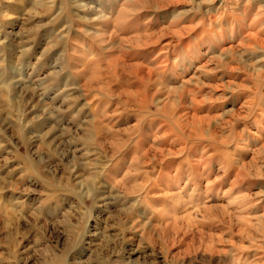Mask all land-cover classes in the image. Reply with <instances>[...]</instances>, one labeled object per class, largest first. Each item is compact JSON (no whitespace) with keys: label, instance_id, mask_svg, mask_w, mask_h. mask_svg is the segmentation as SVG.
Segmentation results:
<instances>
[{"label":"rangeland","instance_id":"rangeland-1","mask_svg":"<svg viewBox=\"0 0 264 264\" xmlns=\"http://www.w3.org/2000/svg\"><path fill=\"white\" fill-rule=\"evenodd\" d=\"M0 264H264V0H0Z\"/></svg>","mask_w":264,"mask_h":264}]
</instances>
